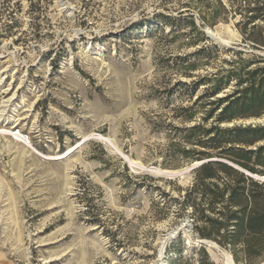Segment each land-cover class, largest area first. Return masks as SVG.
Returning a JSON list of instances; mask_svg holds the SVG:
<instances>
[{
    "label": "rangeland",
    "instance_id": "obj_1",
    "mask_svg": "<svg viewBox=\"0 0 264 264\" xmlns=\"http://www.w3.org/2000/svg\"><path fill=\"white\" fill-rule=\"evenodd\" d=\"M183 1L0 0V111L13 97L0 121V264H167L178 234L183 254L204 245L225 264L169 202L193 163L169 144L180 100L165 90L190 78L164 61L195 47L157 15L177 16ZM204 29L240 48L232 20Z\"/></svg>",
    "mask_w": 264,
    "mask_h": 264
},
{
    "label": "trees",
    "instance_id": "obj_2",
    "mask_svg": "<svg viewBox=\"0 0 264 264\" xmlns=\"http://www.w3.org/2000/svg\"><path fill=\"white\" fill-rule=\"evenodd\" d=\"M157 16L162 26L171 27L169 36H183L186 46L195 47L164 61L178 75L190 78L178 79L165 90L168 102L173 97L180 100L166 124L169 144L187 162L202 161L191 169L190 184L169 202H177L179 211L190 216L196 238L228 250L235 264H260L264 260V122L237 121L264 116V0H184L177 16ZM231 20L240 48L220 49L202 28ZM180 21L186 30L180 28ZM222 53L228 58L215 65ZM211 65H215L212 71L194 73ZM183 242L178 234L166 246L167 264H217L204 245L195 247L191 255L183 254L176 247Z\"/></svg>",
    "mask_w": 264,
    "mask_h": 264
},
{
    "label": "water",
    "instance_id": "obj_3",
    "mask_svg": "<svg viewBox=\"0 0 264 264\" xmlns=\"http://www.w3.org/2000/svg\"><path fill=\"white\" fill-rule=\"evenodd\" d=\"M204 32L206 33V36H207L208 38L213 39V40L216 39L215 34H214L212 31H210L209 29H204ZM200 163H202V161H196V162H194V163L192 164L191 168L196 167V166L199 165ZM261 179L264 180V176L261 177ZM166 239H167V238H166ZM166 239H165L164 242L162 243V244H163V247H164V245H165V241H166ZM197 242L200 243V244H205V245H207L208 247L215 248V249L219 250L220 252H222V251L227 252V253L229 254V256H230V259H231V261H232V264H234V261H233V258H232V256H231V254H230L226 249H224V248L220 247L219 245H217L215 242L210 241V240H204V239L198 240Z\"/></svg>",
    "mask_w": 264,
    "mask_h": 264
},
{
    "label": "bare ground",
    "instance_id": "obj_4",
    "mask_svg": "<svg viewBox=\"0 0 264 264\" xmlns=\"http://www.w3.org/2000/svg\"><path fill=\"white\" fill-rule=\"evenodd\" d=\"M12 96H10V97H8L7 99H5L4 100V103L5 104H3L2 105V110L0 111V121H2V119H4V116H5V114H6V106L8 105V103L12 100ZM11 128V127H10ZM112 143V142H111ZM111 145H113V144H111ZM222 254H223V256H224V260H225V264H232V261H231V259H230V256H229V254L227 253V252H225V251H222Z\"/></svg>",
    "mask_w": 264,
    "mask_h": 264
},
{
    "label": "built area",
    "instance_id": "obj_5",
    "mask_svg": "<svg viewBox=\"0 0 264 264\" xmlns=\"http://www.w3.org/2000/svg\"><path fill=\"white\" fill-rule=\"evenodd\" d=\"M17 133H18L20 139H23V140H25V141L28 140V136H27L26 134H22V133H20V132H18V131H17Z\"/></svg>",
    "mask_w": 264,
    "mask_h": 264
}]
</instances>
